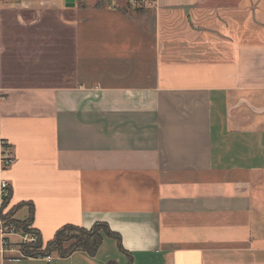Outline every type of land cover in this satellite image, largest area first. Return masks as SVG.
Masks as SVG:
<instances>
[{
  "label": "crops",
  "instance_id": "1",
  "mask_svg": "<svg viewBox=\"0 0 264 264\" xmlns=\"http://www.w3.org/2000/svg\"><path fill=\"white\" fill-rule=\"evenodd\" d=\"M125 7L0 0L8 209L124 249L0 264H264V0Z\"/></svg>",
  "mask_w": 264,
  "mask_h": 264
},
{
  "label": "trees",
  "instance_id": "2",
  "mask_svg": "<svg viewBox=\"0 0 264 264\" xmlns=\"http://www.w3.org/2000/svg\"><path fill=\"white\" fill-rule=\"evenodd\" d=\"M9 210L10 211L7 212V215H5L6 218H8V222L19 228H23L24 230H29V227H31L32 215L26 220L10 219L11 214L14 215L15 209L12 208ZM104 234L116 237L119 241L120 248L124 250L120 236L111 231L107 224L100 222L96 223L90 229L74 225H65L61 227L54 238L46 244L43 242L42 238H40L39 242L36 244H23L21 249L26 256L39 255L36 250L32 249H40L43 245L45 246V250L39 252L41 253L40 255H49L56 252L60 256L65 257L77 250H84L87 253L94 255L97 253L103 242Z\"/></svg>",
  "mask_w": 264,
  "mask_h": 264
},
{
  "label": "built area",
  "instance_id": "3",
  "mask_svg": "<svg viewBox=\"0 0 264 264\" xmlns=\"http://www.w3.org/2000/svg\"><path fill=\"white\" fill-rule=\"evenodd\" d=\"M127 4L132 8H143L147 6H153L154 0H126ZM15 157L13 153L6 147V144L2 142L0 150V171L8 169L13 162ZM11 186L9 182L5 179L0 180V231L2 234V246L3 252H13L17 249L23 255L26 256L19 246L23 244H36L39 242L41 236L38 231L34 228L29 227V230H24L19 228L14 224L8 222L7 215L9 198L11 197ZM44 256L48 260H51L50 255H37Z\"/></svg>",
  "mask_w": 264,
  "mask_h": 264
},
{
  "label": "rangeland",
  "instance_id": "4",
  "mask_svg": "<svg viewBox=\"0 0 264 264\" xmlns=\"http://www.w3.org/2000/svg\"><path fill=\"white\" fill-rule=\"evenodd\" d=\"M121 4H122L123 7H124V5L126 4V7H128V8H132L131 6H129V5L127 4V2L125 3V0H121ZM126 7H125V8H126ZM9 211H10V210H9ZM9 211H8V212H9ZM10 219H16V218L14 217L13 214H11ZM21 247H22V245L19 246V249H20V250H22ZM32 250H36V251L38 252V254H41V253H39V252L44 251V250H45V246L43 245L42 248H40V249H32Z\"/></svg>",
  "mask_w": 264,
  "mask_h": 264
}]
</instances>
